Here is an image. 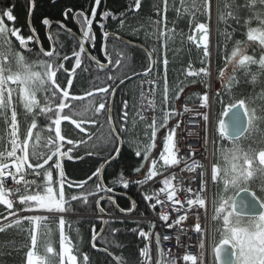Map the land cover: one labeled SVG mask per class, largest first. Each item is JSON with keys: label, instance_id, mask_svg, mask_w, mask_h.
<instances>
[{"label": "snow or ice", "instance_id": "snow-or-ice-1", "mask_svg": "<svg viewBox=\"0 0 264 264\" xmlns=\"http://www.w3.org/2000/svg\"><path fill=\"white\" fill-rule=\"evenodd\" d=\"M100 3L101 0H95L96 6H99ZM164 4L165 11H167V0H164ZM141 6V0H134L133 10H139ZM153 7L157 8L159 15L158 6L153 5ZM201 8L204 13L210 16L211 0H203V3L199 5L198 0H192V4L187 7H184L183 0H181V7L174 10L177 12V19L181 18L182 10L195 19L196 12ZM72 13L73 9L71 8L63 13L65 21ZM110 15L111 13L107 11L102 14L105 20ZM96 16V7L91 9V18L84 11H76L72 15L71 18L78 26L81 37L78 50L74 48L70 57L66 53L61 55L56 50L57 45L60 48L64 47L63 42L58 39L59 33L55 39L46 34L49 43V49L46 50L44 42L38 40V33L34 28H29V35L25 36L22 28L15 27L17 17L14 15V5L0 8V125H2V129H0V206H4L7 210L6 215L0 213V219L3 221L0 222V233L12 229L15 230L16 235L24 238L25 242L22 247L16 249V251L23 252L22 264H92L90 256L84 253L80 247L74 245L71 238L65 233V215L75 212L72 202L80 201L82 204L88 205L89 197L100 193L105 194L96 201L101 217L105 213V209L99 207L101 200L115 206L113 196L110 195L114 192V188L107 187L103 183V172L106 170L103 167H97L88 177V180L96 178L91 192L83 195L73 194L70 197L66 196L65 192V187L71 189L73 182L66 176L63 161L65 159L70 161L83 159L82 156H74L73 152L74 149H78L87 141L68 138L67 133H62V122L70 121L83 132L85 131L82 126L84 121L83 119L78 120L76 117L83 118L89 109H77L71 103L82 99V97L70 95L69 89L73 87V79L67 78L65 87L59 81L58 74L68 72L65 64L70 59H74V67L71 70L72 76H74L76 69H81L84 55H87L89 60L101 70H107L113 63L103 44L101 51L108 59V65L101 63L90 52H86V43L95 46L92 25ZM112 18L117 19L116 17ZM41 23L50 28L52 21L45 17ZM56 24L71 35L72 30L66 27L64 21H56ZM118 24L122 28L125 19L120 18ZM155 24L159 29L161 20L157 19ZM221 25H223V29H221ZM233 25L238 27L233 28ZM194 27L198 36L194 38L189 35L188 40H196L195 46L198 50L202 49L203 58L199 61L201 66L198 68H194L191 62L189 63L185 69L186 77L199 78L194 82L203 83L205 88L211 87V84L204 78L218 79L221 82V94L226 93L232 96L234 90L241 84H255L258 77L264 76V0H243V3H239L237 0H218L216 31L224 37V41L222 49L219 45L217 46L222 62L217 68V75L214 78L209 66L205 63L211 55L209 23H195ZM99 28L103 38L107 40L110 33L106 30V25L101 22ZM229 28H232V31H229ZM238 30L241 32V39H235V33ZM132 31L133 34L138 33V29ZM174 33V28L169 31L165 25V31L158 32V39L160 37L171 39ZM113 37L115 38L114 34ZM229 43L232 44L231 49L228 47ZM249 49H251V54ZM154 51L155 49H153ZM151 55L152 53H149V56ZM31 56H35L36 59H29ZM114 63L121 65L122 61L117 58ZM163 63L167 65V59ZM84 70L87 71V69ZM150 73L151 67L146 70L145 74ZM108 79L115 82L117 78L110 75ZM120 83H124L123 78L120 79ZM149 83L152 82L149 81ZM110 88L114 93L115 88L112 85L100 87L97 91L107 95ZM180 91L183 92V89L181 88ZM167 92V80H165V102H168L169 99ZM88 95H92V93L89 92ZM198 98L202 100L201 110L209 106L207 92ZM175 99L178 100L179 96ZM113 107V105H107L110 133L105 141V146L113 145L116 153V156L113 157L115 160L122 155L121 148L125 143L122 134L128 132L129 129L127 127L128 112L122 111L119 116L121 122L117 125L113 122ZM123 108H128L127 101H124ZM104 109H106V103L101 102L96 108V113L98 114L100 110ZM185 111H190V109L186 107ZM224 114H231L230 127L235 131V135L229 131V125L225 124L223 120L219 121L220 140L229 138L232 143L228 147L221 144L217 152L214 138L213 159L208 164L204 163L208 158L203 154L199 156L198 160L192 159L191 156L184 158L178 155L183 142L178 139L177 134L180 124L177 123L175 127L168 124L172 115L171 111L164 112L160 123L153 116L151 122L147 124V128L142 132V135L150 141L143 145V151L138 141H128V143H135L134 155L136 157H142L144 161L150 160V167L145 169V165L140 164L133 168L134 173L143 178L128 179L119 175L113 183H118L127 190L130 185L142 187L157 177L159 174L158 160L150 159L155 156L153 149L158 152L159 161H162V167L166 170L183 163L187 171L195 173L197 181L195 190L190 186L186 189L178 188L173 185L174 175L166 176L159 181L163 185L159 188V193L166 196V200H162L155 193L144 195L143 199L145 201L155 199V203L151 204L153 209L156 208V205L171 202L172 211L179 213L184 208V203L177 198L178 192H184L188 210L184 215L175 218L168 224V227L180 225L191 212L197 217V222L194 225L195 232L206 234L208 230L202 227V222L209 219L207 193L210 187L215 189L210 201V220L215 225L213 233L210 234L214 254L213 264H216L217 261L219 264H264V196H258L256 192H252L249 197L248 187L254 179H258L260 192L264 193V136L258 142L253 140V143L256 144L255 147L251 144L243 146L238 142L241 137L250 134V129L264 125V106L258 112L256 108L249 110L244 98L234 102L230 100ZM202 115L203 122L211 123L209 114L202 113ZM21 116L23 120H21ZM242 116L246 119H242ZM140 118L141 120L145 119L143 116ZM41 119L42 125L38 124V120ZM203 122L199 125L200 127H204ZM89 123L95 125L97 121L90 120ZM242 125L244 126L242 127ZM161 128L165 131L160 133L161 140L157 141V134ZM42 133H46L44 139L47 152L44 155L36 150L35 144L31 151L29 149L33 139L37 143L40 142ZM139 135L140 133L137 132V136ZM88 138L91 139V134ZM204 142L207 143L206 140ZM160 144H162V150ZM204 151L207 149L205 148ZM92 154V152L87 153V155ZM142 169L146 170V174ZM85 183L87 181L76 182L75 187L83 188ZM13 184L16 185L14 190L12 189ZM240 193H244V195L240 196ZM130 205L129 208H119V211L129 213L137 207L135 201H131ZM176 205H180V207H175ZM257 208H259L258 213L252 211ZM202 209L203 212L200 211ZM159 219L169 221L168 213L160 212ZM53 221L58 223L60 251L56 253L51 240L46 239L41 252L38 236L50 237L49 224ZM107 223L106 220H102V224L105 226ZM68 227L71 228V225ZM154 227V224H149V229ZM40 229L45 231L40 232ZM104 230V228L100 229L102 239H105L102 236ZM75 231L78 242H82L79 229L77 228ZM131 231L138 234L145 242V246L139 249L141 257L139 264H165L163 251H160L159 260H153L150 247L153 236L151 230L134 228ZM117 232L119 229H113V234ZM92 239L95 241L96 235ZM171 239L172 237L169 235L163 236L164 241ZM180 239V236L175 237L177 245L180 244ZM155 242L157 246L160 245L161 236L159 234L155 235ZM13 243L15 242L13 241ZM91 246L96 249V243H92ZM204 246V242L201 241L199 247L204 248ZM183 247L187 248L189 245L186 244ZM103 250L107 252L106 248ZM180 258L179 254L173 257V259ZM182 260L190 262V264H204L202 255L183 254ZM119 264H126V260L121 258Z\"/></svg>", "mask_w": 264, "mask_h": 264}, {"label": "trees", "instance_id": "trees-1", "mask_svg": "<svg viewBox=\"0 0 264 264\" xmlns=\"http://www.w3.org/2000/svg\"><path fill=\"white\" fill-rule=\"evenodd\" d=\"M177 1L178 0H168V11L166 14L167 22H170L169 26L172 25L171 27H173L175 29V33H177L175 37L168 39L167 42L168 63L166 80L168 88L167 95L169 99L168 102H165L162 97V87H160L158 105L161 113L166 107L169 111H172V115L168 120V124L171 127H173L176 123L181 106L184 103L196 102L204 87L203 83L194 82L195 79L199 78L186 77L185 75V69L190 63V60L194 62L193 64L191 63L194 67L198 68L201 66L198 64V60L202 59V52L196 47L194 48V46L193 48L188 47L185 43L183 36L188 28L187 24L190 16L182 10L180 14L181 18L177 19L174 15V9L178 8ZM199 1L200 0H198V5L200 3ZM237 2L243 3V0H237ZM156 3L157 0H141V8L139 10H133L134 0H101L99 6L95 5V0H35L32 14V27L38 35L42 36L44 29L41 26V20L47 17L52 22L64 21L68 29L76 31L71 18L72 14L76 11H84L89 18H91V9L92 7H96L97 16L93 21V27L96 32V57L101 60L102 56L100 50L103 36L101 29L99 28V24L101 22L104 23L108 32L119 34L123 39L132 43L140 44L148 49L150 45H152V39L148 36V34L154 30L155 8L153 5H156ZM183 4L184 7H187L192 4V0H184ZM10 5H14V15L17 17L15 27L22 28L23 34H25L27 32V15L29 11L27 0H1V8ZM69 8L73 9V13L70 14L69 18L65 21L63 13ZM105 11L111 13L109 18L106 20L103 19L102 16ZM112 17H116L117 19L114 20ZM150 17L151 19H149ZM120 18L125 19V24L118 32H116L115 30L118 29V21ZM198 19L202 22V19L199 16H195L193 22ZM173 21H175V24H173ZM237 27L238 26L233 25V28ZM133 29H138V33L133 34ZM221 29H223V25H221ZM229 31H232V28H229ZM58 33V39L63 42L64 47L60 48L59 45H57V50L61 53V55L66 53L71 56L74 48L78 50V42L70 35L64 33L62 29L53 25L51 30L52 38H54L53 34L55 35V38H57ZM216 37L217 46L219 45L222 49L224 37L220 36L217 31ZM241 38V32L239 30L236 31L235 39ZM228 47L231 49L232 44L229 43ZM106 48L111 60L113 61L109 70L98 69L89 61H86V57H83L82 59L84 60V63L82 64L81 69L74 76H70L73 79V87L69 89L70 95L82 97V99L72 101L71 103H73L77 109H89L83 118L76 117V119H83L84 121L82 126L85 131L83 132L76 128L75 125L71 124L70 121L62 122V133H67L68 138L73 140L84 139L87 141V143L81 145L78 149H74L73 152L74 156H82L84 157L83 159L63 161L66 176L72 182H84L88 180V177L92 175L97 167H102L104 163L115 154L113 145L109 144L107 147L105 146V141L108 139L110 133L107 118V105H109L112 90L110 88L109 93L105 95L97 91V89L108 85H112V87L115 88L121 78L126 79L130 76L141 74L145 72L149 66L147 55L137 48H133L113 39L107 40ZM116 52L120 53L121 56L116 57ZM249 53L251 54V49H249ZM117 58L121 59V65H116L114 63ZM215 58V70L217 75V68L220 66L222 59L218 48L215 52ZM73 64L74 62H70V67H68L69 70L74 67ZM84 69H87V71ZM58 75L59 81L66 87V80L69 77L62 75V73ZM110 75L117 78L115 82L108 79ZM137 80L133 79V81L127 82L121 86L116 92L114 98L113 122L118 125L121 122L119 120V116L122 114V111H127V127L129 130L128 132L122 134L125 141L121 149L122 155H120L106 168L103 173V183L107 187H113L114 192L124 193L129 200L136 202L137 207L135 209V214L132 215L133 217H144L146 215V209L137 195L139 186H135L133 184L125 190L118 183H113L115 178L119 175H123L128 179L143 178L139 174L134 173L133 168L139 166L140 164H144L145 169L150 166V160L144 161L142 157H136L134 155L135 143H128V141H138L140 143L141 150L143 151V145L150 142L147 137L142 135V132L147 128V125L139 122L135 115ZM215 84L218 88V96L215 101L217 111L219 108L224 111L230 100L234 102L235 100H239L241 98L246 100L249 110L256 108L259 112V109L264 106V76L258 77V81L255 84H241L234 90L232 96H229L226 93L221 94L220 80L215 79ZM181 88L183 89V92L180 91ZM89 92H91L92 95H88ZM177 96H179L178 100L175 99ZM124 101H127L128 103L127 109L123 108ZM101 102L106 103V109L100 110L97 114L96 108H98V105ZM65 111L67 112V109ZM161 113L159 114L158 123H160L163 118ZM21 120H23V117H21ZM90 120H96L97 123L93 125L89 123ZM42 123V119L38 120V124L42 125ZM133 124H135V127H133ZM0 129H2V125H0ZM262 130H264V125H260L259 128L250 129V134H246L238 142L243 146L251 144L255 147L256 144L253 143V140L257 142L261 140L262 136H264V132H262ZM164 131L165 129H160L157 134V141L161 140L160 133ZM137 132L140 133L139 136H137ZM89 134H91V139L88 138ZM45 136L46 133L41 134V140L39 143L33 139L29 145L30 151L33 144H35L36 150L41 155H44L47 152V147L45 146L46 141L44 139ZM215 140L217 152L219 151L221 144H223L224 147L231 145V143L226 141L218 142L216 138ZM116 146L118 147V145ZM65 147H67L66 144ZM88 152H92L93 154L87 155ZM153 153H155V156L150 157V159L157 157L158 152H156L155 149H153ZM221 163L223 164V161H221ZM145 169H142V171L146 173ZM95 181L96 178H93L89 183H85L83 188L75 187L74 184L71 189L66 186V196L70 197L73 194L83 195L84 193L91 192L94 188ZM214 191L215 189H213V192ZM103 195L105 194L100 193L99 195L89 197L88 205H84L80 201L72 202V207L75 209V212H70L65 215V233L71 238L74 245L80 247L84 253H87L90 256L92 264H115L109 256L99 253L91 247L92 237L99 232L102 226V223L99 222V219L96 218L95 215H97L96 201ZM128 199L121 197L115 198V205L118 210L121 207L129 208L131 206ZM100 206L105 209V213L112 216H119V211L112 204L102 202ZM6 211L5 207L0 209V213L2 214H5ZM91 217H94L96 220ZM68 225H71V228H69ZM49 227L51 229L50 237L38 236L40 251H43V244L45 240L50 239L55 252L58 253V223L55 221L50 222ZM77 228L79 229L82 237V242H78L75 231ZM134 228H142L145 231H148L147 223L141 220L127 219L115 223H108L102 234L105 239L100 237L96 242V247L102 249L106 248L107 251L118 261H120L121 258H124L126 260V264H139L141 259L139 249L145 246V242L138 236V234L131 231V229ZM214 228L215 225L213 224V230ZM113 229H119V232L113 234ZM43 231L45 230L40 229V232ZM13 241L15 243H13ZM23 242H25L24 238L16 235L15 230L9 229L0 233V264H22L23 252L16 251V249L21 248Z\"/></svg>", "mask_w": 264, "mask_h": 264}, {"label": "built area", "instance_id": "built-area-1", "mask_svg": "<svg viewBox=\"0 0 264 264\" xmlns=\"http://www.w3.org/2000/svg\"><path fill=\"white\" fill-rule=\"evenodd\" d=\"M203 3V2H202ZM202 16L205 17L206 23H209L210 28V43H209V50H210V57L207 58V65L209 66V70L212 73L211 69L214 63L213 60V50H214V42H213V31L215 25V2L211 0V9H210V16L207 13H204L203 9H200ZM164 21V20H163ZM188 35H190V31H188ZM151 50L152 53L156 56V60L158 58V49L157 47ZM163 59L161 60L160 64L162 66V75L165 72V64L163 63ZM158 65V63H156ZM159 66V65H158ZM158 66L155 67L153 72H151L148 76H146L143 80L140 81L137 93V103H136V113L138 119L141 120V116L145 117V119L141 120L144 123H150L153 116L156 117L157 114V91L159 86L160 76L158 75ZM151 81L152 83H149ZM211 87L206 88V92L209 94V106L205 107L201 110L202 100L200 99L197 104L193 105H184L181 111V117L178 122L180 127L177 129L178 139L183 142L182 146H180V151L178 153L179 156L188 158L191 156L192 159H199L200 155H197L196 150L201 148L202 150L207 149L204 151V155L207 156V161H204L205 164L211 162V141H212V134L214 131V112H213V104H212V97H213V87H212V79L209 80ZM190 109V111H185V108ZM142 111H147V114H140ZM202 113L209 114L211 123L203 122V115ZM204 123V127H200L201 123ZM208 127V136L206 135V128ZM195 134V135H190ZM207 141L205 143L204 141ZM190 149V150H189ZM195 154V155H192ZM159 165L157 164L158 169V176L153 178L152 181H149L143 187L145 188L144 192H141L140 197L142 203L145 202L148 205V209H146V217L142 218L145 222H149L150 224H154L155 227L153 229H149L152 231L153 236L155 237L156 234L161 236V243L159 245L160 251L164 253V261L165 264H190V262H185L182 260L183 254H195L197 256H203L204 264L207 263V247L206 244L207 240V233L201 234L196 233L194 230V225L197 222L196 215L192 214L191 212L188 213V218L183 221L180 225H174L172 227H168L175 218L180 215H184L185 212L188 210V206L185 202V194L184 192H178V199H180L184 203V208L181 212L176 213L172 211V204L168 202L164 205H156V208H151V204L155 203V199L152 201H145L143 199L144 195H150L155 193L159 195L162 200H166V196L159 193V188L163 187L162 183H159L163 178L166 176H173V185L181 188L186 189L187 187H192L194 190L197 188V181L195 173L189 172L185 169L183 163L180 165L174 166L171 169H165L162 167V161H159ZM191 182V183H189ZM16 185H12V189L14 190ZM210 188L208 190V198H209V205H208V213L210 212ZM11 198V197H10ZM175 207H180V205H176ZM203 212L204 210H200ZM160 212H167L169 215V221H163L159 219ZM202 227L208 230L207 221L202 222ZM169 235L172 237L170 241H164L163 236ZM180 236V244L177 245L175 242V237ZM204 242V248H200V242ZM189 245V247L184 248V245ZM177 254L180 255V259H173L174 256Z\"/></svg>", "mask_w": 264, "mask_h": 264}, {"label": "bare ground", "instance_id": "bare-ground-1", "mask_svg": "<svg viewBox=\"0 0 264 264\" xmlns=\"http://www.w3.org/2000/svg\"><path fill=\"white\" fill-rule=\"evenodd\" d=\"M164 3V2H163ZM161 4H162V0H157V3H156V5L158 6V10H159V15L157 14V8H155V18H154V30L153 31H151L149 34H148V36L152 39V45H150V47L147 49V51H148V53H152V49H154L155 47H157V49H158V58H157V60H156V56L152 53V55H151V58H152V60L153 61H155V63H153V68H152V70H151V72H153V70L155 69V67L156 66H158V75L160 76V80H159V86H158V91H157V105H159V95H160V87H162V97L164 98V95H165V80H166V73H167V65L165 66V72H164V75H162V66H161V64H160V62H161V60L163 59V60H165V59H167V42H168V39L166 38V37H160L159 39H158V32L159 31H165V25H166V27H167V29L170 31V30H172L173 29V27H171L172 25H170L169 26V23L167 22V19H166V21H165V19H164V16H163V12H162V6H161ZM178 6V5H177ZM168 11V10H167ZM181 14V13H180ZM174 15L177 17V12L175 11V13H174ZM181 16V15H180ZM190 16V15H189ZM157 19H160L161 20V24H160V26H159V29L157 28V25L155 24V21L157 20ZM189 19V22H190V17L188 18ZM164 20V21H163ZM189 22H188V24H187V27H188V25H189ZM118 26V25H117ZM161 27V28H160ZM121 27H119L118 26V29H116L115 31L116 32H118L119 31V29H120ZM185 31V30H184ZM188 31H189V29L187 28V30H186V33H185V35L183 36L184 37V40H185V43L187 44V46L188 47H191V48H193V43H192V41H189L188 40ZM109 33H113V32H109ZM113 34H116V33H113ZM116 35H119V34H116ZM177 35V33H174V35L172 36V38L173 37H175ZM120 36V35H119ZM121 37V36H120ZM171 38V39H172ZM183 39V38H182ZM165 41H166V43H165ZM184 46V45H183ZM144 47V46H143ZM191 51H193V50H191ZM100 52H101V50H100ZM193 53V52H192ZM191 53V54H192ZM190 54V53H189ZM101 55H102V53H101ZM191 56V55H190ZM103 57V56H102ZM88 58V57H87ZM148 58V57H147ZM103 60V59H102ZM70 61V60H69ZM103 61H105V62H101V63H106V60L104 59ZM167 61H168V59H167ZM198 61H200V59L198 60ZM72 62V61H71ZM148 62H149V60H148ZM190 62L193 64L194 62H192L191 60H190ZM156 63H158V65L156 64ZM198 64L200 65V63L198 62ZM189 65V64H188ZM188 67V66H187ZM194 67V66H193ZM148 68H149V66H148ZM194 68H196V67H194ZM146 72V71H145ZM149 75V74H148ZM148 75H145V76H142V77H138V78H135L136 80H137V92H136V97H137V93H138V87H139V83H140V81L141 80H143L146 76H148ZM131 77V76H130ZM130 77H128V78H130ZM128 78H126V79H128ZM126 79H124V80H126ZM134 79V80H135ZM118 84H120V82L118 83ZM117 84V85H118ZM123 86V85H122ZM163 112V111H162ZM147 114L148 112L147 111H142V112H140L138 115H140V114ZM145 125H147V123L145 124ZM145 191V188L142 186V187H139L138 188V190H137V195H138V197H139V199L141 200V197H140V194H141V192H144ZM113 193H115V192H113ZM141 202H142V200H141ZM143 205H144V208H147L148 209V205L145 203V202H143L142 203ZM96 208H97V204H96ZM97 215H95V217L96 218H98L99 219V222H101L102 223V220H106L107 222H108V220H126V219H128V220H141V221H144V220H142V218H145L146 217V215L144 216V217H133L132 215L131 216H126V215H121L120 213H119V216H112V215H109V214H107V213H105V216H103V217H101L100 216V214L97 212L96 213ZM147 214V213H146ZM88 217V216H87ZM90 217V216H89ZM91 218H93V219H95L94 217H91ZM96 220V219H95ZM147 223V225H148V231H149V222L147 221L146 222ZM102 225V224H101ZM207 226H209V219L207 220ZM210 227V226H209ZM101 228H102V226H101ZM100 228V229H101ZM105 228H106V226H105ZM100 234V230H99V232L96 234V237H97V239H96V241H95V243L98 241V239H99V237L101 236V234ZM92 241H93V239L91 240V244H92ZM92 247V246H91Z\"/></svg>", "mask_w": 264, "mask_h": 264}, {"label": "water", "instance_id": "water-1", "mask_svg": "<svg viewBox=\"0 0 264 264\" xmlns=\"http://www.w3.org/2000/svg\"><path fill=\"white\" fill-rule=\"evenodd\" d=\"M33 10H34V3H33V0H29V12H28V17H27V27H28V29L29 28H33L32 27V14H33ZM52 25H57L56 23H52L51 24V26ZM51 28V27H50ZM48 26H46V34L48 35V36H50L49 35V29H50ZM65 30V29H64ZM80 31V30H79ZM72 33V32H71ZM80 36H81V33H80ZM114 36H115V38L113 37V33H110V36L107 38V40L108 39H113V40H117V41H119V42H122V43H124V44H126V45H128V46H131V47H133V48H137V49H140V50H143L144 51V53L147 55V57H148V60H149V67H151V70H152V68H153V60H152V58H151V56H149V53H148V51H147V49L145 48V47H143L142 45H140V44H137V43H132V42H129V41H127V40H125V39H123L122 37H120L119 35H116V34H114ZM198 36V33H197V31H196V33H195V37H197ZM78 40H80V38L78 37V36H75ZM107 40H105L104 38L102 39V44L103 45H105L106 46V43H107ZM101 53H102V56H103V58L106 60V63H104L105 65H108V59L105 57V54H104V52H102L101 51ZM110 67H111V65L107 68V70L108 69H110ZM78 71V69H76V71H75V73ZM146 74H145V72H143V73H141V74H136V75H134V76H131L130 78H128V79H126V80H124V83L123 84H118L116 87H115V92L113 93V92H111V95H110V101H109V105H113V102H114V98H115V95H116V92L118 91V89L122 86V85H124L125 83H127L128 81H131V80H133V79H135V78H138V77H142V76H145ZM69 76H72V72H70L69 73ZM226 110H227V108H226ZM226 110H225V112L224 113H226ZM242 119H246V118H244L243 116H242ZM221 120H223L224 122H225V124H227V125H229V131L232 133V135H235V131L230 127V125H231V114H223L222 115V118H221ZM109 123V122H108ZM244 125H242V127H243ZM109 128H110V125H109ZM242 138V137H241ZM226 139H228V140H231V139H229V138H226ZM118 147H119V145H118ZM122 149V148H121ZM116 156V153L114 154V156L113 157H115ZM113 157L112 158H110L108 161H106L105 163H104V165L102 166L104 169H106L112 162H114L115 160L113 159ZM67 159H65L64 161H66ZM104 173V172H103ZM93 178H95V177H93ZM92 178V179H93ZM87 181V183H89L91 180H86ZM86 183V184H87ZM73 184L75 185L76 184V182H73ZM85 185V184H84ZM110 195H112L113 197H121V198H126V199H128L126 196H122L121 194H116V193H111ZM244 195V193H240V196H243ZM249 197H251V195L249 194ZM239 198V197H238ZM129 200V199H128ZM101 201H104V200H101ZM130 202L132 201V200H129ZM114 203H115V201H114ZM115 208L117 209V207H116V205H115ZM119 211V210H118ZM253 212H259V209L257 208V209H254V210H252ZM97 212H98V207H97ZM99 213V212H98ZM119 213L121 214V215H126V216H131V215H134L135 214V210L134 211H132V212H129V213H122V212H120L119 211ZM103 216H105V213L103 214ZM102 228H104L105 229V225L104 224H102ZM103 234V233H102ZM100 235V234H99ZM96 241V240H95ZM95 241H92V243H95ZM154 243H155V246H156V252H157V260H159L160 259V251H159V247L156 245V242H155V240H154ZM92 245V244H91ZM92 249H94V248H92ZM94 250H96V251H98L99 253H102V254H105V255H107V256H109V258L111 259V260H113L114 262H115V264H119V261L112 255V254H110L108 251L107 252H105L102 248H97L96 247V249H94ZM217 264H219V261H217Z\"/></svg>", "mask_w": 264, "mask_h": 264}, {"label": "flooded vegetation", "instance_id": "flooded-vegetation-1", "mask_svg": "<svg viewBox=\"0 0 264 264\" xmlns=\"http://www.w3.org/2000/svg\"><path fill=\"white\" fill-rule=\"evenodd\" d=\"M27 2H28V5H29V0H27ZM33 3L35 4V0H33ZM0 8H1V0H0ZM29 12V11H28ZM75 14V13H74ZM74 14H72V15H74ZM27 17H28V15H27ZM73 21V20H72ZM52 23H56V22H52ZM73 25L75 26V28H76V31H74V30H72V33H71V37H73L77 42H78V46H79V41L80 40H78L75 36H78L79 38L81 37L80 36V31H79V28H78V26L73 22ZM11 26V25H10ZM41 26H42V28L44 29L43 30V35L41 36V35H38V40L39 41H43L44 42V48L47 50V49H49V43H48V40L46 39V26H44V25H42V23H41ZM255 26V25H254ZM55 27H58V28H60L58 25H55ZM52 28H53V25L51 26V28L49 29V35H50V37H52V34H51V30H52ZM60 29H62L63 31H64V33H66V34H68L63 28H60ZM92 30H93V33H94V35H95V30H94V27H93V25H92ZM25 36H27V35H29V29H28V27H27V32L24 34ZM69 35V34H68ZM53 37L55 38V35L53 34ZM85 46H86V52H90L91 54L93 53V55H97V53H96V35H95V46L93 47L92 46V44L91 43H86L85 44ZM56 50H57V47H56ZM140 50V49H139ZM58 51V50H57ZM141 52H143L144 53V51L143 50H140ZM70 56V55H69ZM102 56V55H101ZM121 56V54L120 53H118V52H116V57H120ZM71 57V56H70ZM83 57H88L87 55H84ZM82 57V58H83ZM29 59H32V60H34V59H36V57L35 56H31V57H29ZM102 59L104 60V58L102 57ZM100 60V62H105V61H103V60ZM99 60V59H98ZM74 62V59H70V61H67L66 62V64H65V66H66V68L68 69V67H70V62ZM86 61H89L91 64H93L90 60H89V58H87V60ZM84 63V60L82 59V64ZM94 66H96L95 64H93ZM73 66H74V64H73ZM111 66H112V64H111ZM82 67V66H81ZM111 68V67H110ZM72 70V69H71ZM71 70H69L68 69V72H66V73H62V75H64V76H67V77H70L69 76V73L71 72ZM80 69H78V71H79ZM109 70V69H108ZM77 71V72H78ZM76 72V73H77ZM75 73V74H76ZM136 80V79H135ZM131 81H133V80H131ZM128 82H130V81H128ZM126 84V83H125ZM263 87H264V85H263ZM41 105H43V104H41ZM217 108V107H216ZM22 117V116H21ZM248 187H249V193L251 194L252 192H256L257 193V195L258 196H264V193H261L260 192V187H259V181H258V179H254L253 180V182L252 183H250L249 185H248ZM116 193V192H115ZM116 194H121L122 196H126L124 193H116ZM115 198L116 197H113V199H114V201H115ZM100 199V198H99ZM102 202H106V201H101L100 202V205H101V203ZM99 205V207H101ZM115 207V206H114ZM2 208H4V206H0V209H2ZM259 209V208H258ZM117 210H118V208H117ZM258 213V212H257ZM127 220V219H126ZM118 221H121V220H108V223H115V222H118ZM107 223V224H108ZM107 226V225H106ZM101 237V236H100ZM99 237V238H100ZM218 239V238H217Z\"/></svg>", "mask_w": 264, "mask_h": 264}, {"label": "rangeland", "instance_id": "rangeland-1", "mask_svg": "<svg viewBox=\"0 0 264 264\" xmlns=\"http://www.w3.org/2000/svg\"><path fill=\"white\" fill-rule=\"evenodd\" d=\"M206 135L208 136V127L206 128ZM196 153H197V155H201V154L204 155V150L199 148V149L196 150ZM210 216H211V212L209 213V226L211 228V234H212L213 233V223L210 220ZM210 240H211V238H210ZM211 244H212V240H211ZM59 251H60V248H59ZM210 257H211V255H210ZM211 259H212V257H211Z\"/></svg>", "mask_w": 264, "mask_h": 264}, {"label": "crops", "instance_id": "crops-1", "mask_svg": "<svg viewBox=\"0 0 264 264\" xmlns=\"http://www.w3.org/2000/svg\"><path fill=\"white\" fill-rule=\"evenodd\" d=\"M163 2H164V0H162L161 6H163L165 8V4ZM183 2H184V0H183ZM177 3H178L177 7L180 8L181 7V0H178ZM166 7H167V10H168V0H167V6ZM166 13H167V11H166Z\"/></svg>", "mask_w": 264, "mask_h": 264}]
</instances>
